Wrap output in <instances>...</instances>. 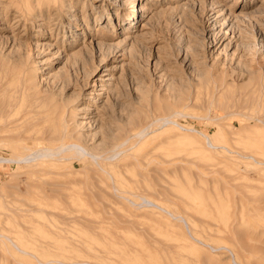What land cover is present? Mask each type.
<instances>
[{"label": "rangeland", "instance_id": "rangeland-1", "mask_svg": "<svg viewBox=\"0 0 264 264\" xmlns=\"http://www.w3.org/2000/svg\"><path fill=\"white\" fill-rule=\"evenodd\" d=\"M182 1L184 2V0H132L129 3L127 0H66L65 2L66 4H64L61 9L53 8L50 11H47L46 7H39L38 9L34 11V14L30 18L29 17L24 18L23 16H21L20 13L18 12L19 9H17L15 6L9 5L8 2L5 1L3 2L4 5L0 6V35L2 36V37L0 36V74L3 75L4 71L6 70L5 68L11 66L12 62H14L12 55L14 56L13 53L15 52L13 53L11 52L14 49L10 48V45H11L10 43L12 42V39H15V38L19 39V40L15 39L16 41L14 42V44H16V46L18 45L17 41L21 40L20 41L21 44L24 41L25 42L27 41L26 44L22 45V48L23 47L25 48V49L24 48L22 49V51H24L23 54L24 56L26 55V57L24 58V61L31 64L29 66L27 65L28 68H31V69L34 68L35 70H37L36 74L39 76L38 80L40 79L44 80V82H42L41 80L40 86H42V84L44 85L45 82H47V79L46 81L44 79V78H47V74H46L47 70H50V72L53 74L62 70L61 72H63L64 74L68 76L73 74L74 75V76L72 75L73 77L77 76L79 77L78 78L79 80L82 79L81 72H75V70L71 66V63L69 61H72V60L67 61L68 64H66L67 63L65 62L66 58L62 57L63 54H60L59 57L58 56L56 57L55 50L57 49V47L59 48V50L61 49L60 50L61 53L69 52L71 50L70 52H75V53L78 52V55H80L79 47L81 46V43L83 44V42H86V43L90 42L91 39H94V40L99 39L104 42H107V43L109 42V43H113L114 45H117L118 48L115 50V52L111 51L112 53L108 51V49L105 47L104 52H109V53L104 55L103 58L105 59H103L104 61L102 65L99 67L98 71H96L95 76H93L94 78L92 77L93 85L89 86V87H93L97 89L102 88L101 86L97 85L101 83L100 74L102 72L111 73L110 76L105 75L106 77H103V78L110 77L111 79V80L108 79L109 80L108 83H110V85L108 86L109 87L108 89H110L111 86L114 87V88L112 87V93L109 92V94H107L108 89L107 90L102 89L104 93L103 95L101 94V99H106L107 97L105 95L107 94L109 98V102L112 103L110 107H109L110 105L109 103L108 108L106 107V109H103V111L106 113L101 114L102 122L104 123V119L106 121V123L104 124L107 125L108 123V125L112 127H114V125L116 126L118 122L123 120L127 116V114H129L128 107L131 108V110L133 109L132 111L134 113H135V110H140L142 107L143 110L145 109V112H147V115H149L150 119H152L156 114L155 112L161 109V108H158L157 110L158 103L159 104H165V103L174 104L175 100H178V96L180 97L182 93L189 95V100H187V102L190 103L184 109L180 107L179 109H182L183 113L178 114L177 117H174V119L178 123L182 124L181 125L182 130L180 128L178 129L177 126H174L173 128H168L167 126L161 127L160 124L157 125V123L154 122L152 126L153 130L152 131L150 130L149 134L147 135V138L145 140L142 139L141 141L142 143L137 145V147L135 148L134 153L138 158L140 157L139 160H141V157H143L142 158L144 160V161L142 160L143 166L140 167V164L134 161L133 162L134 165L125 174L127 176L123 175L127 179V181L121 182V186L124 185L122 186L123 188L122 187L121 188L125 190L127 195L131 194L130 195L131 199H134V198H137L134 195V193H136L138 189L137 187H132L131 178H133L132 180L136 181L137 178L139 179L137 175L138 173H146L147 182H149L148 180H150L149 183H152L154 185L157 184V187L159 186L158 188H160V185L157 183L158 182L157 180L158 178H160L161 179V180L159 179L160 182L164 184L168 182L166 186L169 187V188L166 187L165 189L164 188L165 186L162 184L164 186L162 189L167 190L168 188L172 190L171 192H173L175 195L177 194L178 196L176 195L177 196L176 197V196L171 195L173 193H171L170 191H169L170 193H167V192L166 194L163 193L164 195L159 194V193H153L150 196L155 198L157 201H159L163 205H166L167 208L172 213H180L181 215L185 214L184 216H186L187 219L191 220V224L193 225L191 226L192 228H190L193 235L196 236L197 233H199L200 236H203L201 231H205L206 227L203 228V227L198 226V224L200 225V222L198 219L199 218L201 219V217H203L205 220L207 219L210 222L212 221L216 223V225L212 223L214 224L212 225V228L215 229V230L213 229V233L216 235L208 234L209 235L208 238H211L210 240L207 239L206 236H204V238L207 239L206 242L209 243L211 246H215L217 244H224V245L231 247L233 246V242L229 238H231L230 236L233 233L231 230L232 228H234L233 225L235 226V223H237V220H238L237 215H238L239 220L236 226L237 228L241 229V233L237 235V237L239 236L241 237V235H243V237L241 238H244L247 236L248 238H244L245 240L243 241H246V239L252 238V239H249L248 242L249 241L250 243L257 242L256 244L259 245L258 242L261 243L264 241V234H260L259 232L253 233L252 231L259 230L261 228L259 225L264 224L262 220L263 212L261 213L262 210L260 211L259 208L258 210L255 209L252 203L255 202L254 204L256 205V202H259L258 198L260 195L258 194L260 193L258 192L255 193L256 199L258 200L257 201L256 199H254L255 197L252 199L253 197L251 195L252 193L247 194V196L243 195L238 190L233 191L230 185L232 182H236V181L239 182V180H241L242 182H245L248 180L251 183L255 182L254 184H257L258 180L256 178L262 177L257 172L255 173V171H253L252 169L247 170L246 166L249 167V166L258 164L261 161L262 162L264 161V123L260 122V120L262 119H263L262 121H264V47L260 48V50L258 49V51H255V52L253 50V52L251 53L250 52L251 50L249 49L250 50L249 51L248 47L246 48L243 45V43L245 42L247 43V41H245L244 38L246 37L252 38L253 35L255 36V38H257L259 37V33H260L259 31L264 32V0H237V1L236 0H218L217 5L219 7L217 6V9L224 8V10H226V8H229L235 13H239V14H242V16L247 17V18H244V20L240 23V28L238 29L240 35L243 37L239 38L238 34H237V38L233 37L232 44L229 46L230 50L228 51L229 52L228 54L223 51L221 52V54L220 53L218 54L217 52L219 51L220 48L217 49V45H211V43L206 48L198 47L199 44L197 43L201 37L200 32H202L201 30L202 28H204V26H205V30L207 34L208 35L210 34L208 33L210 32L209 30L210 27L208 26H210L211 21H207V18L211 13L210 3H207V1L209 2V0H196V3H193L194 6L192 4L191 5L192 7L191 6L187 7L188 9L179 8L178 5H180ZM204 1L206 2V4ZM198 5H201V6L197 7ZM141 6H145L146 7L145 9L147 11L141 10L140 9ZM171 7H174V8L172 9ZM259 8L262 9V11ZM196 9H197V13H196ZM198 9H201L202 11ZM207 11L209 12V14L207 13ZM131 12L134 15L133 21H131V18H130ZM109 14H112L113 18L110 19ZM197 15H199L200 18ZM74 17H76V20L73 19ZM67 21H71L74 27H71V28L66 27ZM197 26L198 27L202 26V27H199L201 28V30L197 28ZM189 27L191 28L193 27L194 30ZM246 28L247 30L248 29L250 30L249 32L251 34L247 33L248 31L246 30ZM195 29L196 31H198L196 32L197 34L195 33L191 34L190 32L192 31L195 32ZM126 34L127 36H130V37L133 36L135 37L134 39H136L137 43L135 44L136 47L135 46L134 47L138 49L137 50L135 49L136 53L134 54L123 53L126 50L129 51L130 46H131L129 44L130 42H127L129 44V47L127 49L128 44L121 43V40L123 39L124 36H126ZM190 34L192 36H190ZM244 34L246 36H244ZM9 35H11V37ZM230 35L231 34L229 33L228 38L230 37ZM198 36L200 37L198 38ZM188 37H191V39L190 38L187 39ZM75 38L78 40L74 41ZM5 39H7L6 41H8L7 44H6ZM34 39H37V41L39 42L44 41L49 44L52 43L50 51H48V49L45 48L46 50L43 49L42 54L41 53L40 55H37V53L33 54L36 51L33 48V44L36 41V40L34 41ZM186 40H188V42H186ZM237 40L242 41L241 42L242 44L240 43L241 46L239 45V47H237L236 49L235 46L237 44ZM30 41L32 42L31 43L32 46L30 45ZM2 43H5V44H2ZM188 43L194 48H196L197 52L193 50V47H190V48L187 47ZM138 44H140V46ZM185 44L186 46L184 47ZM25 45L27 47H25ZM7 47H9L10 50ZM142 47L145 48V50ZM123 48H125V51L122 50ZM180 49H182V51ZM183 49L184 50L187 49V50L184 51L183 53ZM8 51H10V54L12 55L7 57V55L9 54ZM138 51H142V53ZM232 51L233 52L235 51V52L232 53ZM53 54L55 55L53 56ZM34 55L37 57H33ZM137 55H138V59L136 57ZM155 57H157L158 60ZM183 57H186L188 59H185V61H183L182 60ZM34 58L37 61H39L38 59H41V58L43 59L48 58V59L44 63H42V65L41 64L36 65V63L33 62L35 60ZM132 62L134 64H132ZM186 62L192 63V66L190 64H187ZM69 63H70V66H69ZM92 63L93 65H95L94 62H91V64ZM62 64L68 65V66H63ZM180 65H182L183 67L180 68ZM38 66L41 67L40 68L41 70L38 69ZM71 67L73 70L71 69ZM106 67L108 68L110 67L111 69L104 70ZM166 67H167V70H166L167 72L165 71ZM124 68L128 72L127 74L125 73L126 71L124 70ZM132 68L133 70H131ZM196 68H197V71H196ZM135 69H137L136 72H135ZM198 70H202L203 74L201 73V71H198ZM65 71H67L68 74ZM11 72H12V68H11ZM119 72H121V74ZM199 74H202V75L199 76ZM169 75H170V78L168 77ZM128 76L129 77L131 76L132 78H134V76L135 78H137L138 76V78L132 79L131 77L129 78ZM125 77L126 79H124ZM174 77L175 78L179 77V78H177L178 79L177 80ZM180 77H182L181 80H180ZM115 79H118V81ZM169 80H172V81L168 82ZM176 80L178 82L181 81V83L176 82ZM112 81L113 82L117 81V82L113 83ZM118 82L119 84L122 83V86L121 84L119 85ZM169 83L172 85L169 86ZM80 84H82L81 81H80ZM80 86L81 85H77L75 87L78 89L80 88ZM113 89L115 90V95H114ZM119 91L121 93H119ZM179 93L181 94L178 95ZM110 97H112V99L115 102L111 100ZM142 97L144 100H145V97H147L148 105H145V107H143V104L140 103L143 100ZM114 98L115 99L117 98V99L115 100ZM132 98H134L135 100H132ZM151 99L152 101H155V102H152L153 107L152 105H150L151 103H149L151 102ZM83 100L79 101L78 104L83 102ZM85 101L89 102V104L92 107H94L93 106L94 103L92 99L91 100L85 99ZM192 102L196 103V105L191 104ZM132 103H133V107L135 105L136 107L139 105V107L137 109L136 107L133 108ZM125 105H128L127 108ZM119 106H120V109H117ZM151 107L153 111L150 110ZM154 108H156V110ZM118 110H123V112L121 111L122 112L121 113ZM149 110L152 112H150ZM107 111H111V112H107ZM159 112L160 110L158 111L156 115H158ZM163 112H164V109H161V113ZM116 114L118 115L120 114L119 119H117L118 115L116 116ZM113 115L114 117H112ZM256 123L258 124L256 125ZM184 126L192 128L193 130H196V131L194 132L192 130H186L184 129L185 128ZM218 127L222 128V133L218 132L217 130ZM262 127H263L262 129L263 131L260 130ZM226 129L228 130V132ZM187 133L191 135L184 137L185 136L184 134H187ZM172 134H176V135L173 136ZM212 144L214 146H217L218 149H215L212 146ZM145 152L147 153V155L145 154ZM10 153L11 152L9 149L3 150L0 148V154H2L3 156H7V155L9 156ZM159 155H161V157L164 158L166 162H163L165 160L162 161ZM144 163L146 164L145 166H144ZM92 167L94 168V170H97L95 166H92ZM151 167H154V169L152 168L153 170H155V167H157L158 169L160 167L162 174H161V171L159 174L158 169L155 170L156 172L149 170V168L151 169ZM26 171H30V170H28V168L25 166L23 167L21 164L20 165L15 164L11 166L5 165L3 167H0V182L6 183V185L7 183H11V182L19 183L21 186L23 185L22 190L24 194L25 186H24L23 181L26 180ZM86 172L87 173L91 172V169H86ZM228 173L231 174L232 177H230L231 175H229ZM98 174H99L98 175L99 178L103 179L106 185H109L108 187L111 188L113 186L112 182L110 181L111 178L109 177L107 173H103L99 171ZM153 174H156L157 180H156V177H154L155 175L153 176ZM234 175L235 176L238 175V176L235 177ZM91 176L92 174L90 175V178L89 177L84 178L85 175L83 176V174L76 175L75 176L76 179L81 178V180H84V184L82 185L84 187L82 189L79 186H76L73 189V192L75 193V195L82 194L83 191L85 194L86 190L88 191L86 192L87 195H89V192H91L89 195L90 197L85 194L87 197L84 195L85 196L84 198L89 197L88 198L89 200L91 199L92 201H94L93 203H91L89 200H87L88 202L91 203L90 207L92 209L90 207L87 208L86 206H84L85 204L83 201L73 204L65 200L66 202L60 201V203L57 202L56 204V202L53 201V199H48L44 201L47 204V206H44V208L46 209L47 207L49 208L46 210V212H43V213L35 212L34 213V212L26 211L28 213L26 215L25 213L23 214L25 210H23V212H21L18 209L15 210L16 206L13 205L14 202H9L8 201L9 199H6V200L0 199V233L5 236L7 235V237L10 236L9 238L15 241V243H17L20 247L23 246V248L24 247L27 248L29 251L35 253L41 259H43L41 257L42 254H49L46 256L45 259L55 258V256L52 255V253L57 254V252L55 249L51 248L53 244L52 240H53V237L55 236V234L53 233V230L57 231L55 224L58 219L59 225L62 226L63 228H67V223H68L67 218H58L57 216L58 214L56 215L55 212L52 214L50 213V211L53 210L54 205H58L59 203V205H62V206L64 205V207L68 206V209H71V207H77V209L81 210V212H75V214L78 213L79 216H85V219L87 220L88 218V221L89 219H91L90 221H92L93 224L97 223L96 221L98 219L99 225H103L105 227V222L111 219H112L111 221H113L114 219L113 222H109L110 224L106 223V227L111 226L112 228H109V227L108 228L111 230L116 229L117 231L118 230L121 231L122 234L127 236L128 240H131V239L134 240L133 242L135 243L136 246L144 247L145 243L151 242V241H146L144 239L143 232H145L144 234L149 236V239L152 240L154 245L157 246L158 244V246L161 248L162 247L168 248L169 253L167 252V254L170 255V259L176 258V256L178 255L177 254L178 252L181 254H185L184 257L181 259L178 256L176 258V262H179L182 264H189V263L190 264L191 263L192 264H196V263L197 264H201V263L219 264V262L221 261L220 264H234L235 261H233L232 256L230 255V252L226 248L221 249L223 251H213L214 247L211 248V246H208L207 244V245H200L202 247L198 251L190 250L187 244L183 242L182 240L184 236H190L189 232L187 231L188 230L187 226L180 220V218H177L176 216L174 217L170 213H169L170 214L169 216L167 212L162 211L163 212L162 213L161 211H156V209L155 210L150 209V207L143 208V209H135L134 207L130 205V202L127 199H124L118 195H116V197L118 196L117 197L118 199L112 196H110V198L108 199L109 194L108 195L106 194L105 197L107 198L105 200H109V201H105L101 198L102 191L97 190L98 188L94 190L96 187L91 188V190H93V193H94L93 194L91 190L89 191L90 188L88 187L92 184L91 181L93 182V185L91 186H96L98 183L99 188L101 187V183L99 181L96 182L97 180L96 181L94 180L96 179L95 178L96 175L94 176V178H91ZM252 177L253 179H251ZM229 178H230V182H229ZM231 178H234L232 179L233 180L232 182H231ZM213 179H215V181H213ZM227 179L228 181H226ZM103 180H101V182H103ZM209 180H211V182ZM220 180L222 184L218 183L220 182ZM115 182L119 183V178H115ZM237 183H235V185H237ZM103 184H102L103 187L101 189L103 188L109 189L107 186H104L105 184L104 185ZM191 184H194V186H192ZM198 184L207 186V192L212 196L215 202L214 205L211 206V209L206 208L207 211L203 216L202 214L200 215V210L197 211L196 209V206L199 205L200 203L199 202L200 200H197L198 198H196V196L199 194ZM209 185H211V188L209 187ZM220 185H222V187ZM6 188L7 190L11 192L13 191V188L9 186H6ZM220 188H222V190ZM140 189L141 188H139V190ZM105 191H108L107 193L111 192L109 190H105ZM222 192H224L225 194ZM95 193H97L96 194L97 196L99 195L98 193H100L98 199L94 197ZM138 193H141V191L140 192L138 191ZM156 195L159 197H157ZM223 195H225V197H223ZM249 195H251L250 196L251 200L250 198L249 199L247 198L249 197ZM165 196L166 197L170 196L168 198L172 197L171 199H175V200L167 199ZM179 196H181L180 197L181 199H179ZM182 197L188 202V203L186 202L187 205L185 207H184V204H182L183 205L182 208L183 207L185 208L184 210L180 206L181 203H183ZM214 197H216V199ZM237 197L239 199L242 198L241 200L244 201L243 207L244 206L246 207L245 212H241V209L238 208L240 206H238V203H236L237 201H239ZM100 199L104 201L103 202L104 205L106 202H109L107 204L108 206L107 205L104 206L102 202H99ZM110 199H111V202H110ZM112 199L114 201L118 200V204L114 205L113 204L114 201ZM228 199L231 201H228ZM32 200L35 201V199L30 198V197L28 199L22 198L21 200L17 201L18 203L15 202V204H18L19 207H20V204H23L24 206L21 205L23 206V208L24 207L29 208L30 205L32 206L36 204V201L33 203ZM176 201L177 202L180 201L181 203L180 202L177 203ZM229 202H231L232 206ZM93 204H94V207H93ZM97 204H99V207L103 205L104 208H102L101 206L102 213L100 210L94 211L96 208H98ZM109 205L110 206L112 205L115 209L120 207V205L125 206L126 208L129 209V211H127L128 209L127 210L122 209V208L117 209L120 212H122L120 213V216L118 217L119 219L121 218L123 214L125 215L126 213L128 214V212H130L131 214H133L132 216L134 218L136 217L135 220H137V218H139V220L136 223L134 218L130 217V215H126L125 217H128L130 220H134L135 223L132 221L133 223L131 224L126 218V221L123 224L125 225L126 223L129 230L126 225L125 226L127 230L124 229L125 226L124 227L121 226V229H118L120 225H123L122 221L125 220L124 219L125 217L122 216L123 220L121 219L119 220L117 218V215H115V214H118L119 211L115 210L116 213L112 212L114 211L113 210L114 208L113 209L110 208ZM258 205H260V203H258ZM12 207L13 208L15 207V208L13 209ZM247 207H253L254 210L248 211ZM90 209L93 212L95 213L97 212V213L96 214L93 213ZM103 209L104 210L106 209L112 213L110 212L107 213V211L104 212ZM212 209L215 211L213 212ZM229 209L231 210V214L230 213L228 214V212L230 211ZM123 210H125L126 212ZM5 211L8 213L3 214ZM83 211H87V213L89 214ZM65 212L68 213V211H65ZM99 212L103 215V219L105 216L106 221L102 219V215ZM147 212H148V215H147ZM251 212L252 213L254 212L255 214L254 213L252 214ZM140 213L142 215L145 214L144 215L145 217H143ZM192 213L196 215V217L194 216L195 218L193 217ZM213 213H215V215ZM29 214H32V215H29ZM97 214L98 216L101 215L100 216L101 218L99 217L97 218L96 217ZM107 217L110 219L108 220ZM150 217L154 218L156 221H153L152 218ZM140 219H142L143 221H146V223L147 221L149 222V220L151 219L150 220L151 223L150 222L149 223L150 224L153 223L152 224L153 226L149 224L146 225L145 222L143 225V221ZM100 220H103V222L102 221L100 222ZM229 220H231L232 222H234L235 220L236 221L234 223H231ZM115 221H117V224L120 223V225L119 226H116V224L114 225ZM139 221H142V223L140 222L141 224H139ZM227 221H229L231 225ZM92 222L91 223L89 222L90 224L88 223L86 225L84 224L87 230L89 229L87 227H90ZM158 222L162 225L165 224L164 227L158 224ZM173 222H178L177 224H179V226L176 224H173ZM219 223H220V226L224 227L225 230L222 229V227L218 226ZM135 224H138L135 227L137 229H134ZM84 225L82 227H85ZM142 225L144 226V228L145 226L148 228L146 230H149V232L151 233L150 235L153 238H155L154 235L157 236L155 239L159 238L158 239L159 241L152 239L151 236L149 235V232L142 229L143 228ZM155 225L156 227H154ZM227 225L229 226L228 228H227ZM80 226H77V228L69 227L70 230L60 231V235L62 234L63 236H65L64 237L65 240L70 239L72 242L71 243L69 240L68 242L65 243V246L67 247L68 250L65 251L64 254L76 255L78 259H84V260L86 259L88 261L90 259L93 261L96 259L97 253L98 254L100 253V251H98V248L102 245V243L100 242L99 238L103 235V233H101V236H98V234H100L98 232H100L101 230L99 231V229H97L98 230L97 231L95 229L96 232L98 233L97 234L96 232H89L83 228L80 229L81 228ZM114 226H116V228ZM242 226L243 228L245 227V229H242ZM140 227L142 231L144 230L143 232L140 230ZM247 228L248 230L246 231ZM122 229L126 231H123ZM132 229L134 232L135 231H137V233L139 232V234H137L136 232L134 234ZM226 229L228 230L226 231ZM49 230H52V231H49ZM229 230L231 234L229 233ZM243 230H245L246 233L245 231L243 232ZM19 231H22V232L19 233ZM65 231H68L70 233H66ZM174 231H176V233ZM185 231H186V234H185ZM93 233H96L95 236H98L99 238L97 237L96 240L94 239L95 241H90L88 237H90V235ZM226 233H227V237H226ZM221 234L224 236H221ZM228 235H230L229 238H228ZM63 236L61 237L63 238ZM67 236H70L72 239ZM37 238L40 240H38ZM141 238L144 239V242ZM149 239L147 238V240ZM227 239H229L230 241ZM233 239L234 238H232V240ZM43 240L44 241L46 240V242H43ZM48 240L50 241L48 242ZM160 242H164V243L168 242L171 244V247L174 244L173 246H175L174 247L175 250L169 248L170 244L162 243L164 244L162 246ZM171 242H173V244ZM48 243H50V245ZM148 243L146 245H148ZM78 244L80 245V247ZM151 244L149 243L148 246H150ZM4 245L7 248H5ZM92 245H95V246L92 247ZM167 245H169V247ZM48 248H50L51 250H49ZM100 248H102V246ZM205 248H207V250ZM172 250L174 252H172ZM59 251L62 252L61 250ZM86 251H88L89 255L87 254ZM208 252H209L208 254L209 256L205 254ZM38 253H40L41 256ZM20 254L21 252L17 250L16 248H14V245L12 242L7 241L3 237H0V264H6L5 263L6 260H8L6 261L7 264H13V263L17 264V262L18 264H25V262L29 263L31 261L33 263L36 261L34 259L35 257L31 256L32 254L23 253L24 256ZM90 254H92L93 256H91ZM161 255L162 254H159L160 257H164V258L166 257L164 255L163 256ZM223 255H224V259L222 258ZM190 257L193 259H190ZM204 257L206 259H203ZM230 258L232 262L230 261ZM244 259L245 257L243 258V256H239L238 263L240 264L243 263ZM235 263L237 264V262Z\"/></svg>", "mask_w": 264, "mask_h": 264}, {"label": "bare ground", "instance_id": "bare-ground-1", "mask_svg": "<svg viewBox=\"0 0 264 264\" xmlns=\"http://www.w3.org/2000/svg\"><path fill=\"white\" fill-rule=\"evenodd\" d=\"M5 1H7L9 5L15 6L17 9H19L18 12L24 18H28V17L30 18L34 14V11L36 9H38L39 7H46L47 11H50L53 8L54 9H61L63 7V5L66 4L65 3L66 0H0V6L4 5L3 2H5ZM127 1L130 3L132 0H127ZM193 3H196V0H184V2L182 1V3L178 6H179V8L184 9V8L191 6ZM207 3H210V10H211V13L208 16V18L206 17L207 21H211L210 26L207 25L208 27H210L209 28L210 32H208L210 34L209 35L207 34V32L205 30V26H204V28H202V30H201V28H199L202 26H199V27L197 26V28H199L202 31V32H200L201 37L198 36V38L200 37V39L199 40L197 39L198 40L197 44H199V46L198 45L197 46L201 47V48H206L211 43V45H217V49L220 48L219 51L217 52L218 54L219 53L221 54L222 51L226 52L228 54L229 53L228 51L230 50L229 46L232 44L233 37L237 38V34H238L239 38L243 37L240 35L238 29L240 28V23L244 20V18H247V17L242 16V14L235 13L234 11H232L229 8H226V10H224V8H218L217 9L218 0H209V2L207 1ZM205 4H206V2H205ZM193 6H194V4H193ZM199 6H201V5H198L197 7H199ZM145 8H146L145 6H141L140 9L147 11ZM171 8L173 9L174 7H171ZM201 9H198V10H201ZM260 10L262 11V9H260ZM255 11H256V9H255ZM255 11H253V12H255ZM196 13H197V9H196ZM207 13L209 14L208 11H207ZM112 16H113L112 14H109L110 19L113 18ZM197 16H199V15H197ZM70 17H72V16H70ZM76 17H74L73 19L76 20ZM130 18H131V21H133L134 15L132 14V12L130 13ZM199 18H200V16H199ZM66 27L71 28V27H74V25L72 24L71 21H67ZM125 28H127V27H125ZM189 28H191V27H189ZM191 29H193V27ZM246 30H247V28H246ZM240 31H242V30H240ZM247 31H248L247 33L251 34L249 32L250 31L249 29ZM196 32H198V31H196V29H195V32L192 31L190 33L191 34L192 33L197 34ZM259 32H258L259 37H257V38H255L254 35L252 38H249V37L244 38V40L247 41V43L245 42V43H243V45L246 48L248 47V50L250 49L251 51L250 50L249 51L251 53L253 52V50L255 52V51H258V49L260 50V48L264 47V32H261V31H259ZM72 33H74V32H72ZM229 33L231 35L228 38ZM127 34H126V36L123 37V39L121 40V43L126 44L127 42H130L129 44L131 46H130L129 51L126 50L127 52L125 51V48H123L122 50L125 51L123 53L134 54V53H136L135 51L138 49V48L137 49L135 48L136 47L135 44L137 43L136 39H134L135 37H133V36L132 37L127 36ZM191 34H190V36H192ZM195 34H193V35H195ZM9 36L11 37V35H9ZM244 36H246V35L244 34ZM249 36H251V35H249ZM189 38L191 39V37H188L187 39H189ZM15 39H12V42L10 43L11 44L10 48L14 49L11 52L12 53L15 52V53H13L14 56L12 54H10V51H8L9 54L7 52L8 55L6 54L7 57L12 55L14 62H12L11 66L5 68L6 70L4 71L3 75L0 74V148L3 150L9 149L11 152L9 156L8 155L3 156L2 154H0V167H3L5 165L11 166V165H15V164H17V165L21 164L23 167L24 166L27 167L28 170H30V171H26V180L23 181L24 186H25V188H24L25 193L24 194H23V190H22L23 185L21 186L19 183H12V182L7 183V185H6V183L0 182V199L1 200L9 199L8 200L9 202H14L13 205L16 206L15 210L18 209L21 212H23V210H25L23 212V214L25 213L26 215L28 214L27 212H34V213L35 212L36 213L46 212V210L49 208L48 207H47V209L44 208V206H47V204L44 201H46L48 199H53V201H55L56 204H57V202L60 203V201H65V200L68 202H71L73 204L83 201L85 204L84 206L89 208L91 206L90 204L94 202L91 199L90 200L88 199L90 197L89 195L91 192H89V195H87L86 192H88V191L86 190L85 194L89 197L84 198L86 196L84 194V191L82 192V194H76L75 195V193L73 192V189L76 186H79L82 189L84 187V186H82L84 184V180H81V178L76 179L75 178L76 175L83 174V176L85 175L84 178H87V177L90 178V175L92 174L93 177L91 176V178H94V176L96 175L95 176L96 179H94V180L95 181L97 180L96 182L99 181L101 183V187L99 188L98 183L96 186H91V185H93V182L91 181L92 184L89 183L91 185L88 186L90 188L89 191L93 187H96L94 190H96L98 188L97 190L102 191V197L101 196L100 197L103 200H105L107 198V197H105L106 194L107 195L109 194L108 199L110 198V196L116 197V195H118L124 199H127L130 202V205L132 207H134L135 209H143V208H147V207L149 208L150 207V209H153V210L156 209V211H161V212L164 211V212H167L168 214L170 213L172 216H174V217L176 216L177 218H180V220L187 226L188 230L187 229L186 230L189 232L190 236H184L182 238V240H183V242H185L187 244V246L190 250L198 251L202 247L200 245H207L208 244V246H211L209 243L206 242V240L207 239L210 240L211 238H208L209 235L214 234L213 233L214 228H212V225H214V224L216 225V223H214L212 221L210 222L209 220H207V219L205 220L203 217H201V219L203 220L202 221L199 218L200 216L197 217V218H199L198 220L200 222V225L198 224V226L203 227V228L206 227L205 231L206 230L207 231L206 232L201 231L203 236H200L199 233H197L198 236L197 235L195 236V235H193V233L190 229V228H192L191 226H193L191 224V220L187 219L186 216H184L185 214L181 215L180 213H172L167 208L166 205H163L162 203L157 201L155 198L150 196L153 193H159L162 195L166 194V192L170 193L172 190L168 189L169 187L166 186L168 182L166 184L161 183L160 182L161 179L158 178V180H157L156 174H153V176L155 175L154 177H156V180L158 181V182L157 181L156 182L160 185V188H158L159 186L157 187V184L154 185L152 183H149L150 180H148L149 182H147L146 173H138V174L136 173L138 175L139 179L137 178V180L134 181V180H132L133 178H131V181H132L131 185H132V187H137L138 191L139 192L141 191V193H138V191L137 192L135 191L136 193H134V195L137 198H134V199H131V197H130L131 194L127 195L125 190L122 189L123 188L122 186H124V185L121 186V182L127 181V179L124 176H127L125 174L134 165V163H133L134 161L138 162L140 164V167L143 166L142 165L143 161H144L142 159L143 157H141V160H139L140 157L138 158L134 152H135V148L137 147V145L142 143L141 142L142 139L145 140L147 138V135L149 134L150 130L151 131L153 130L152 126H153L154 122H156L157 125L160 124L161 127L167 126L168 128H173L174 126H177L178 129L182 128V126H181L182 124L178 123L174 119V117H177L178 114H182L183 113L182 109H184L186 106H188L190 104L189 102H187V100H189V95L185 94V93H182V94L179 93L178 95H180V94L181 95H180V97L178 96V100H175L174 104H172V103L159 104L158 103L157 104V110H158V108H161V109H164V112L161 113V109H159L160 112L158 115H156V114L158 113L159 110L157 112H155L156 114L153 112L155 114V116L153 117L154 120H153V118L150 119L149 115H147V112H145V109L143 110L142 107H141V109L139 108L140 110L134 109L135 113L132 111L133 109L131 110V108L128 107L129 114H127L126 117L124 116L125 118L123 120H121V121L119 120L120 122H118L116 124V126L114 125V127H112V126L108 125V123H107V125L104 124V123H106L105 119H104V123L101 120V114L106 113L103 111V109H106V107L108 108L109 103H110L109 107L112 105V103L109 102V98L107 95V94H109V92L112 93V87L113 86H111V88L108 89L109 88L108 86L110 85V83H108V81H109L108 79H110V77H108V76H110L111 73L110 72H108V73L102 72L100 74L101 83L97 82V83H99L97 85L101 86L102 88L97 89V88H93V87H89V86L93 85L92 77L95 76L96 71H98L99 67L102 65V63L104 61L103 59H105V58H103L104 55L109 53V52H104L105 47L108 49V51H110V52L114 51L115 52V50L118 48L117 45H114L113 43H109V42L108 43L104 42V41L99 40L97 38H96L97 40L91 39L90 42H87V43L83 42V44L81 43V46L79 47V54L80 55H78V52L77 53L70 52L71 50L69 52L64 51L65 53H61V51H60L61 49L59 50V48L57 47V49L55 50L56 57L57 56L59 57L60 54H63L62 57L66 58L65 59L66 61L64 60L65 62L72 60V61H69L71 63V66L73 67L75 72H81L82 79L79 80L78 79L79 77H77V76L73 77L74 76L73 74L68 76V75L64 74L63 72H61L62 70L59 72H56L55 74L51 73L50 70H47V73H46L47 78H44L45 81L47 79V82H45L44 85L42 84V86H40L41 80H42V82H44L43 79H40L43 76H41L39 78L40 80H38L39 76L36 74L37 70H35L34 68H32V69L28 68V66L31 64L24 61V58L26 57V55L24 56V54H23L24 51H22V49L24 47L22 48V45L26 44L27 41L26 42L24 41L25 43L22 41L23 42L22 44L20 43L21 40L17 41L18 43L17 42L16 43L18 45L16 46V44H14V42L16 40H19V39L18 38L16 40ZM6 40L7 39H5V41ZM77 40L78 39L75 38L74 41H77ZM3 41H4V39H3ZM34 41L35 42L33 44V48L36 51L33 54L37 53V55H40V53L41 54L43 53V49H45V48H47L48 51H50L52 43L49 44V43H46L44 41L39 42V41H37V39H34ZM7 42L8 41H6V44H7ZM186 42H188V40H186ZM241 42L242 41L237 40V44L235 46L236 49H237V47H239ZM31 43L32 42L30 41V45H31ZM2 44H5V43H2ZM129 44L127 46V49L129 47ZM138 45L140 46V44H138ZM185 46H186V44L184 45V47ZM3 47H4V45H3ZM25 47H27V46L25 45ZM187 47L190 48L193 46H191L188 43ZM7 48L10 50L9 47H7ZM66 49H64V50H66ZM111 49H113V50H111ZM143 49L145 50V48H143ZM184 49H183V53H184V51L187 50V49L186 50H184ZM28 50H29V48H28ZM148 50H150V49H148ZM180 50L182 51V49H180ZM193 50H195L197 52L196 48H194V47H193ZM142 51H138V52L142 53ZM146 51H147V49H146ZM146 51H144V52H146ZM234 52L232 51V53H234ZM52 53H54V52H52ZM55 54H53V56ZM131 54H129V55H131ZM178 54H180V53H178ZM203 54H201V55H203ZM33 57H37V56L34 55ZM42 57H44V56H42ZM136 57L138 59V55ZM28 58H29V56H28ZM155 58H157V57H155ZM47 59L48 58H45V59L41 58V59H38L39 61H37L35 59L36 61L34 60L33 62L36 63V65H39V64L42 65V63H44ZM130 59H131V57H130ZM185 59H188V58L183 57L182 60L185 61ZM157 60H158V58H157ZM160 60H162V59H160ZM125 61H127V60H125ZM187 61H189V60H187ZM214 61H216V60H214ZM65 62H63V63H65ZM91 62H94L95 65H93V63L91 64ZM70 63H69V66H70ZM186 63L190 64L192 66V63H190V62L189 63L186 62ZM66 64H68V62ZM130 64H131V62H130ZM132 64H134V63L132 62ZM63 66H68V65H63ZM72 67H71V69H72ZM120 67H121V65H120ZM181 67H183V66L180 65V68ZM11 68H12V72H11ZM40 68L41 67L38 66V69H40ZM68 68H70V67H68ZM191 68H193V67H191ZM110 69H111L110 67L109 68L106 67L104 70H110ZM58 70H60V69H58ZM120 70H122V69H120ZM124 70L126 71L125 68H124ZM131 70H133V68ZM136 70L137 69H135V72H136ZM166 70H167V67H166L165 71ZM168 71H169V69H168ZM196 71H197V68H196ZM198 71H201V73L203 74L202 70H198ZM65 72H67V71H65ZM121 72H119V73L121 74ZM125 73L127 74L128 72L126 71ZM67 74H68V72H67ZM202 74H199V76H201ZM105 75H108L107 76L108 78H103V77H106ZM135 76H134V78H135ZM116 77H118V76H116ZM168 77L170 78V75ZM134 78H132V79H134ZM137 78H138V76H137ZM137 78H135V79H137ZM172 78H173V76H172ZM177 78H179V77H176L175 79H177ZM181 78L182 77H180V80H181ZM124 79H126V77ZM115 80L118 81V79H115ZM177 80H176V82H178ZM80 81L82 82V84H80ZM117 81H114V82H117ZM137 81H139V80H137ZM171 81L172 80H169L168 82H171ZM182 81H184V80H182ZM178 83H181V81ZM118 84H119V82H118ZM120 84L122 86V83H120ZM77 85H81L80 88L77 89L75 87ZM170 85H172V84L169 83V86ZM180 85H182V84H180ZM102 89H104V90L108 89V93L105 95L107 97L106 99H101V94L103 95V93H104L102 91ZM85 90H86V92H85ZM133 90H134V88H133ZM113 91H114V95H115V90L113 89ZM119 93H121V92L119 91ZM112 97H110L111 100H113ZM134 98H132V100H135ZM85 99H90V100L92 99V101L94 103L93 104L94 107H92L89 104V102L85 101ZM142 99H143V97H142ZM81 100H83V102L78 104L79 101H81ZM152 102H155V101H152V99H151V102H149V103H151L150 105H152V107H153ZM140 103L143 104V107H145V105H148L147 97H145V100L143 99ZM191 104L196 105V103H194V102H192ZM118 105H116V106H118ZM120 105H121V103H120ZM125 106L127 108L128 105H125ZM132 107H133V103H132ZM134 107H136V105ZM138 107H139V105L136 107V109ZM152 107H151V109L150 108L149 109L153 111ZM180 107L182 109H179ZM117 109H120V106ZM154 109L156 110V108H154ZM118 111L123 112V110H118ZM152 111H150V112H152ZM107 112H111V111H107ZM125 112H126V110H125ZM150 114H152V113H150ZM117 115L118 114H116V116ZM119 115H118L117 119H119ZM112 117H114V115ZM122 117H123V115H122ZM120 119H121V117H120ZM262 120H260V122L264 123V121H262ZM257 124L258 123H256V125ZM259 125H260V123H259ZM178 129H177V131H178ZM184 129L192 130L194 132L196 131V130H193L192 128H189L187 126ZM262 129H263V127L260 130H262ZM217 130L219 133H222V128L218 127ZM227 132H228V130H227ZM172 135L175 136L176 134H172ZM184 135L183 136L186 137V136H189L191 134L187 133ZM212 146L215 149H218L217 146H214L213 144H212ZM147 152H149V151H147ZM145 154L147 155L146 152H145ZM142 156H143V154H142ZM159 156L162 159V161L165 160L164 158L161 157V155H159ZM148 162H149V160H148ZM163 162H166V160ZM145 165L146 164L144 163V166ZM92 166H95L97 170H94V168ZM152 168L154 169V167H151V169L149 168V170H152L153 172L158 169L157 167H155V170H153ZM86 169H91V172L87 173ZM246 169L247 170L252 169L253 171H255V173L257 172L259 175L262 176L261 178H256L258 180V183L254 184L255 182L251 183L248 180L245 182H242L241 180H239V182L241 181L242 183L241 182L239 183L238 181L232 182L233 181L232 179H234L236 176H238V175H236V176L234 175L235 177L233 176L234 178H231L232 183H231L230 187L232 188L233 191L238 190L239 192H241L243 195H246V196H247V194L252 193L251 194L253 196L252 199L254 197H255L254 199H256V194H255L256 192L260 193V194L257 193L258 195H260L259 198L257 197L259 200V202H256L257 206L254 204L255 202H253L252 204H253L255 209L258 210V208H259L260 211L262 210L261 211V213L263 212L262 213L263 214L262 220L264 222V161L263 162L261 161L260 163L249 166V167L246 166ZM219 170H217V171H219ZM99 171L103 172V173H107L109 175V177L111 178L110 181L113 184V186L111 187L112 189L110 187H108L109 185H106V183L104 182L103 179L99 178V176H98ZM160 171L161 170L159 167V169H158L159 174H160ZM221 171H223V170H221ZM158 172H157V174H158ZM161 174H162V171H161ZM229 175H231V174H229ZM240 176H242V175H240ZM230 177H232V175ZM248 177H250V176H248ZM115 178H119V183L115 182ZM127 178H129V177H127ZM164 178H166V177H164ZM246 178H247V176H246ZM251 179H253V177ZM101 180H103L105 185L103 184V182H101ZM211 180H209V181L211 182ZM154 181H155V179H154ZM213 181H215V179H213ZM226 181H228V179ZM210 182H209V184H210ZM229 182H230V178H229ZM218 183H221V180ZM235 183H237V185H235ZM102 184L104 186H107L109 189H105V188L101 189L103 187ZM169 184H170V182H169ZM195 184H197V183H195ZM191 185L194 186V184H191ZM211 185H213V184H211ZM211 185H209L210 188H211ZM6 186L13 188V191L11 192V191L7 190ZM220 186L222 187V185H220ZM163 187L165 189H166V187H168L167 188L168 191L165 189H162ZM139 188H141V189L139 190ZM198 189H199V194L196 196V198H198L197 200H200L199 201L200 203H199V205L196 206V209H197V211L200 210V215L202 214V216H203L207 211L206 208L211 209V206H213L215 202H214L212 196L207 192V186L199 185ZM220 189L222 190V188H220ZM223 189H224V187H223ZM105 190H109L111 192L107 193L108 191H105ZM91 191L93 193V190H91ZM103 191H105V192H103ZM96 192H98V191H96ZM171 193H173V192H171ZM222 193H224V192H222ZM96 194L97 193H95L94 197H96L98 199L100 193H98L99 194L98 196ZM103 195H104V197H103ZM171 195L176 196L177 194L175 195L173 193ZM251 195H249V197H247L248 199L250 198V200H251V197H250ZM235 196H237V195H235ZM29 197L35 199V201H36L35 205H32V206L30 205L29 208H26V207L23 208V206H24L23 204H20V207L18 206V204H15V202L18 203L17 201L21 200L22 198L28 199ZM157 197H159V196H157ZM168 197H170V196H168ZM168 197H166V198L167 199L172 198V197L171 198H168ZM176 197H174V198H176ZM180 197L181 196H179V199H181ZM223 197H225V195H223ZM214 198L216 199V197H214ZM102 199H100L99 202L103 203L104 201ZM241 199H239V201H237L236 203H238V206H240L238 208L241 209V212H245L246 207L245 206L243 207L244 201H242ZM87 200H89L91 203L88 202ZM171 200H175V199H171ZM176 200H178V199H176ZM184 200L185 199H183V197H182L183 203L178 201L181 203V205H180L181 208L183 206L182 204H184V207H185L188 203L186 200L185 201ZM35 201H33V203ZM105 201H109V200H105ZM228 201H231V200L228 199ZM23 202H24V200H23ZM43 202H44V204H43ZM110 202H111V199H110ZM114 202H113L114 205L118 204V200H116ZM59 203H58V205H54V208L52 211H50V213L52 214L55 212L56 215L58 214L57 215L58 218H67L68 223H67V228H63L62 226H60L58 219H57V222L55 224L57 231L53 230V233L55 234V236L53 237V240H52L53 244L51 247V248L55 249L57 252V254L52 253V255H54L55 258L45 259L46 256L49 254H42V256H41V254L38 253L43 258V259H41L35 253L29 251L27 248H25V247L23 248V246L20 247L17 243H15V241H13L11 238H9L10 236L7 237V235L5 236V235L0 233V237H3L7 241L13 243L14 248H16L17 250H19L21 252L20 255L24 256V254H32L31 256L35 257L34 258L36 260L35 262H33V263L31 261L29 263L25 262V264H182V263L176 262V258L179 256V258L181 259L184 257L185 254H181L178 252L177 253L178 255L177 256L175 255L176 258L170 259V255L167 254V252L169 251L167 247H165L167 249H165L163 247L161 248L157 244V246L160 248L159 249L156 245L153 244L152 240L149 239V236L144 234L145 232H143V231L148 229L146 226L144 228V226H143L144 222L146 225H148V224L152 225L153 223L150 224L151 219L149 220L150 223L148 221L146 223V221H143L142 219H140L143 221V225H142L143 228L142 229H144L142 231V229H141L142 226H141L140 230L143 232L144 239L146 241H151L152 244H151V242H149L151 245L148 246L149 243L147 242L148 245H146L147 243H145L144 247H139V246L135 245V243L133 242L134 240H132V239L128 240L127 236L122 234L121 231H119V230L117 231L116 229L115 230L109 229V228H112L111 226L106 227V223L113 222L114 219H113V221H111L112 219L109 220L110 218L107 217V219L109 221L105 222V227L103 225H99V220L97 218L98 217L101 218L100 217L102 215L101 210H102V208H104L103 207L104 203H103V205H101L102 208H101V206L99 207V204H97L99 209L96 207L95 208L98 210H96L95 208H94L95 210L93 209L94 211H99V210L101 211V213L99 212L101 215L98 216V214H97V216H96L97 217L96 222L98 224L95 222H94L95 224H93V222L90 221L91 219H89V221H88V218H87V220H86L85 216H79L78 213L75 214V212H81V210L77 209V207H71V209H68V206L64 207V205L63 206L59 205ZM108 203L109 202H106L105 205H107ZM229 203L231 204V202H229ZM258 203H260V205H258ZM24 204H25V202H24ZM31 204H32V202H31ZM94 204H93V207H94ZM21 205H23V206H21ZM231 206H232V204H231ZM109 207L112 209L114 208L112 205L111 206L109 205ZM184 207L182 208L183 210L185 209ZM121 208L125 209V210L128 209L125 206L120 205V207H118L116 209L114 208L113 209L114 211H112V212H115V210L121 209ZM254 208L253 207H247V210L253 211ZM125 210H123V211H125ZM231 210L228 212V214L229 213L231 214ZM65 211H68V213H66ZM88 211H89V209H88ZM106 211H107V213L110 212V211L105 209L104 212H106ZM117 211H119V210H117ZM127 211H129V209ZM212 211L214 212L215 210L212 209ZM5 212L3 214L8 213V212H6V213ZM83 212L87 213V211H83ZM112 212H110V213H112ZM125 212H123V213H125ZM93 213H95V212H93ZM120 213H122V212L119 211L118 214H115V215H117V218L120 216ZM65 214H67V215H65ZM87 214H89V213H87ZM170 214H169V216H170ZM213 214L215 215V213H213ZM29 215H32V214H29ZM126 215H130V217L134 218L132 216L133 214H131L130 212H128V214L126 213L125 215L123 214L122 216L125 217ZM144 215L145 214H143L142 216L145 217ZM147 215H148V212H147ZM147 215H146V217H147ZM192 215H193V217L194 216L196 217V215H194L193 213H192ZM122 216L120 218L121 220H123ZM126 218L128 219V221L131 224L133 222L135 223V221L137 223V221L139 220V218H137V220H135L136 217L134 218L135 221L130 220L128 217H125L124 218L125 220L122 221V224L126 221ZM150 218H152V217H150ZM244 218H245V216H244ZM102 219H103V215H102ZM237 219L239 220L238 215H237ZM103 220L106 221L105 216H104ZM103 220H100V222L101 221L103 222ZM152 220L156 221L154 218H152ZM170 220H172V219H170ZM231 220H233V219H231ZM231 220H229L231 223H234L236 221L235 220L234 222H232ZM238 220H237V223H238ZM93 221H95V220H93ZM142 221H139V224H141ZM229 221H227V222H229ZM89 222L90 223L92 222V224H91V226L89 225L90 227H87V228H89L87 230L85 225L87 223L90 224ZM115 222H114V225L115 224H116V226L120 225V223L117 224V221H115ZM177 223L178 222H173V224H176L179 226V224H177ZM212 223H214V224H212ZM231 223H230V225H231ZM237 223H235V226L237 225ZM158 224H160V223L158 222ZM83 225L85 227H82ZM125 225L127 226L126 223H125ZM125 225L124 224L120 225L118 229H121V226L124 227ZM136 225H138V224H135V226L132 225V226H134V229H137V228H135ZM160 225H162V224H160ZM164 225L165 224H163L162 226L164 227ZM228 225H227V228L229 227ZM77 226H80L81 227L80 229L83 228L89 232H96V230L99 229V231L101 230L102 232L101 231L98 232L100 234H98L96 232L98 234V236H101V233H103V235L100 238L98 236H95L96 233H93L90 235V237H88L90 241H95L96 238L98 237L100 239V242L102 243V245H101L102 248H100L101 246L99 247L100 249L98 248V251H100V253L99 254L97 253L96 259L93 261L90 259H89V261L85 259L86 260L85 261L84 259H78L76 255L64 254V252L68 250L67 247L65 246V243L68 242L70 239L65 240L64 239L65 236H63L62 234L60 235V231L70 230L69 227L77 228ZM116 226H114V227L116 228ZM126 226L124 227V229H126ZM218 226H220V223ZM235 226L233 225L234 228L231 229L233 232L232 234L230 233V230H229V233L231 234V236L228 235V238H229V236L231 237L229 239L233 242V246L230 247V246H227L224 244H217L215 246H211V248L214 247L213 251H223L221 249L226 248L230 252V255L232 256L233 261L237 262V264H240V263H238L239 262L238 261L239 256H243V258L245 257L243 263H241V264H264V241L261 243L258 242L259 245L256 244L257 242L256 243L253 242L256 245H254L253 243H250V241L248 242V240L252 239V238H249V239H246V241H243V240H245L244 238H248V237L246 236L244 238H241V237H243V235H241V237L240 236L237 237V235H239L241 233V229H239V228H237V226L236 227ZM259 226L261 227L259 230H253L252 232L253 233L259 232L260 234H264V224L259 225ZM154 227H156V225ZM220 227H222V226H220ZM127 228H128V226H127ZM124 229H122V230L123 231L127 230V229L126 230H124ZM222 229H224V227H222ZM242 229H245V227L243 228V226H242ZM128 230H129V228H128ZM227 230L228 229H226V231ZM247 230H248V228L246 229V231ZM49 231H52V230H49ZM71 231H73V230H71ZM132 231H133V229H132ZM146 231L149 232V230H146ZM244 231L245 230H243V232ZM246 231H245V233H246ZM20 232H22V231H19V233ZM65 232L70 233L68 231H65ZM135 232L137 233V231H135ZM135 232H134V234H135ZM174 232L176 233V231H174ZM137 234H139V232ZM150 234L151 233L149 232V235ZM185 234H186V231H185ZM214 235H216V234H214ZM61 236H63V238ZM178 236H179V234H178ZM204 236H206L207 239H205ZM221 236H224V235L221 234ZM67 237H70V236H67ZM154 237L156 238L157 236L154 235ZM226 237H227V233H226ZM147 238L149 240H147ZM151 238L155 239L152 236H151ZM232 238H234L233 239L234 241L232 240ZM144 239H142L143 242H144ZM158 239H155V240L159 241ZM162 239H160V240H162ZM229 239H227V240H229ZM38 240H40V239H38ZM46 240L45 241L43 240V242H46ZM49 241L50 240H48V242ZM70 242H71V240H70ZM162 243H164V242H160V244L162 246L164 244H170L168 242H166L164 244H162ZM171 243L173 244V242H171ZM48 244L50 245V243H48ZM73 244H75V243H73ZM175 244H176V242H175ZM173 245H172V247H171V244H170V247H169V245H167V246L169 248L175 250L174 249L175 246H173ZM93 246H95V245H92V247ZM79 247H80V245H79ZM96 247H94V248H96ZM5 248H7V247L5 246ZM48 249L51 250L50 248H48ZM203 249H202V251H203ZM205 249L207 250V248H205ZM59 250H61L62 252H60ZM173 250H172V252H174ZM86 252L89 255L88 251H86ZM165 252H166V254H165ZM158 253L162 254L161 256L164 255L166 257L165 258L160 257ZM205 254H207V256H209L208 255L209 252L205 253ZM90 255L93 256L92 254H90ZM187 255H186V257H187ZM222 258L224 259V255ZM190 259H193V258L190 257ZM203 259H206V258L204 257ZM6 261H8V260H6ZM6 261H5V263L7 264ZM230 261L232 262L231 258H230ZM181 262H182V260H181ZM220 262H219V264H220ZM235 262H234V264H236ZM11 263H12V261H11ZM17 264H18V262H17ZM201 264H205V263H201Z\"/></svg>", "mask_w": 264, "mask_h": 264}]
</instances>
